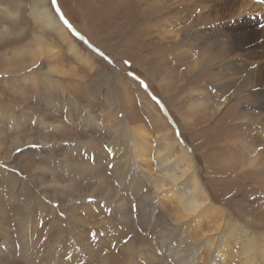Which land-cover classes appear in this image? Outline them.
I'll return each mask as SVG.
<instances>
[{
	"label": "rangeland",
	"instance_id": "rangeland-1",
	"mask_svg": "<svg viewBox=\"0 0 264 264\" xmlns=\"http://www.w3.org/2000/svg\"><path fill=\"white\" fill-rule=\"evenodd\" d=\"M196 1L55 0L53 4V0H45L51 19L55 16L66 31L68 38L62 41L49 25L39 21L36 10L41 8V0H0V56L5 52L37 51L33 34L41 35L48 49L38 60L36 71L28 66L7 73L0 64V264H178L175 254L162 247L165 240L168 242V234L161 227L180 214L175 200H153L149 214L159 215L157 227L150 224L153 220L147 215L149 224L143 223L134 209L136 201L141 205L135 197L141 194L139 188L149 193L159 189L152 186L155 182L166 189L169 186L161 181L164 170L156 162L157 153L162 152L158 136L166 130L161 117L176 144L188 149L190 166L209 193L205 202L212 204L208 220L195 231L201 237L208 222L216 224L215 216L220 221L217 230L212 227L213 259L207 263L205 246L202 249L196 245L192 259L198 261L204 255L200 264H221L216 252L222 247L220 253L226 258L223 264H240L236 229L253 224L246 222L247 217L239 211L264 222V162L234 173L226 169H231L230 156L235 164L249 156L253 143L246 140L264 130L252 125L235 138L239 129L232 128V120L214 126L226 111H233L232 119L251 114L247 104L241 102L238 107L234 103L241 98L238 95L251 97L252 89L248 86L239 90L236 79L245 74L235 73L228 66L232 56L223 50H227L226 43L217 42V35L209 32L221 22L217 24L211 12L207 13L209 8L205 11ZM254 2L252 14L264 11V0ZM67 41L79 56L72 54ZM216 42L223 51L219 60ZM194 55L202 57L203 64L199 63L189 76ZM29 73L40 76L43 93L36 87L37 93L32 91ZM21 77L24 80L16 81L13 90L11 80ZM50 81H57L59 88ZM204 85L212 86L208 87L212 100H204ZM217 95L223 98L217 99L219 103ZM210 106L218 113L214 118L209 115L207 123L208 116L203 113ZM116 113L118 120L113 117ZM38 116L46 124L40 123ZM126 122L130 127L143 128L151 150L146 155L149 168H144L148 171L136 174L128 190L112 171L120 167V176L124 180L128 176L125 155L113 147L115 143L124 153L129 150L131 137ZM244 124L250 125L251 119ZM90 141L94 142L92 150ZM254 146L262 151L264 145L258 142ZM63 157L71 159L79 172L72 173L64 166ZM128 158L132 159L129 171L133 169L131 151ZM190 166L182 163L180 170L190 174ZM99 180H108L109 185L105 182V187L95 190ZM124 207L131 216L121 225ZM25 211H29L28 218ZM20 216L25 218L22 223L28 224L27 238L17 234L15 224ZM70 218L78 219L80 226L74 227ZM157 231L166 238L161 244ZM251 231L256 232L258 240L264 233ZM55 238H60L59 243L48 250L49 256L44 255ZM185 242H175L173 249L181 251ZM250 245L253 254L259 247L254 241Z\"/></svg>",
	"mask_w": 264,
	"mask_h": 264
},
{
	"label": "bare ground",
	"instance_id": "bare-ground-1",
	"mask_svg": "<svg viewBox=\"0 0 264 264\" xmlns=\"http://www.w3.org/2000/svg\"><path fill=\"white\" fill-rule=\"evenodd\" d=\"M43 3H41V8L37 7L36 14L39 15V21L44 22L49 27H51L54 32L57 34L58 39H61L62 41L66 40L67 35L64 27L60 24L58 19L53 16V20L51 19L50 10L45 4V0H41ZM198 3L201 5V8L207 10V13L211 12L212 18L215 21H218L222 23L223 26H220L218 24L214 29L213 32H211V29L209 30L210 33L216 34L218 39L217 42H224L226 43L227 50L223 48L224 51H226L227 55H231L232 59L229 61L230 68L235 71V73L242 74L244 73V77H239L236 79L239 90L241 88H247L248 86L252 89V95L248 94L247 96H240L238 95V101L234 104L237 106L247 104L248 107L252 110L251 114H247V117H244V115H236L233 119L231 118V115L233 111H226L227 115L225 117L219 118L218 122L215 123L214 126H222V123L224 121L232 120V128L233 129H239L237 133L234 135L235 138L243 132V130L246 128V130L249 129V126L252 125H258V127H263L264 130V11H260L259 13L252 14L253 4H255V0L253 2L251 0H197ZM196 1V2H197ZM257 3V1H256ZM38 9H40L38 11ZM6 12V11H5ZM207 17V16H206ZM208 19V17H207ZM211 19V18H209ZM199 20V19H198ZM233 20H236L235 23H232L231 25H226L227 22H231ZM222 21H225L224 23ZM194 28V27H193ZM199 34V33H198ZM196 35V33H195ZM201 36H198L200 38ZM197 38V39H198ZM33 41L38 45V50L36 51H22V52H12L7 53L5 52L3 55L0 56V64H4L3 68L7 70V73L12 72H19L23 70L24 68H27L28 66L34 67V71L38 70V66L35 67L38 64V60L40 57L45 56L48 49L47 45H45V40L41 35H34L33 34ZM215 41V40H214ZM216 42V43H217ZM222 44V43H221ZM50 45V44H48ZM67 45L69 47V50L72 52L73 55L79 56L80 54L76 52L74 45L70 44L67 41ZM221 46V45H220ZM218 46V43L216 45V52H217V60H219L222 57V49ZM27 50V49H26ZM9 54V56H7ZM240 54V55H239ZM194 62L191 63V65L188 67L187 74L189 76L194 74V70L198 68V66L203 64L202 57H199L197 55H194ZM26 62H24V61ZM17 61V62H16ZM85 62V61H84ZM200 63V65H199ZM207 64V63H206ZM204 66V65H203ZM36 68V69H35ZM2 69V68H1ZM0 69V70H1ZM237 71V72H236ZM50 72V70H49ZM24 73H26L24 71ZM28 73V72H27ZM207 73V72H206ZM48 73H44L43 77H45ZM32 75V76H29ZM28 78L31 82L32 91L36 94L37 90L34 89L35 87L40 91V94L43 93L41 90V84L42 80L40 76H37L34 73L27 74ZM183 76H185L183 74ZM223 77V76H222ZM39 78V79H38ZM197 78V77H195ZM19 79V80H16ZM25 79V76H24ZM23 77L21 78H13L11 80L12 89L14 90V84L16 81L24 80ZM202 79V78H201ZM191 82V81H190ZM193 82V81H192ZM195 82V80H194ZM235 83V82H234ZM51 85H56V88L58 89V82L57 81H50ZM6 85V84H5ZM28 86V85H27ZM61 86V85H60ZM206 90H203L202 93L204 94V100H208L209 98L212 100V96H210L211 89L208 87H212L211 85L205 86ZM238 87V86H237ZM30 88V87H28ZM223 89V88H221ZM14 94H16L14 92ZM215 97L217 99H223L222 97ZM245 97V98H244ZM246 99L249 100L245 101ZM214 102V101H213ZM216 102V101H215ZM225 102V100H223ZM221 102L219 106L223 105ZM241 102L243 104H241ZM217 103L218 100H217ZM228 103V102H227ZM78 104V103H77ZM232 104V105H234ZM201 105V104H200ZM151 106V105H150ZM238 106V107H239ZM201 107V106H200ZM207 107V106H206ZM111 108V107H110ZM112 109V108H111ZM148 109V108H147ZM202 109H204L202 107ZM208 109V110H207ZM206 110H204V115L208 116L207 123H209V115H212L214 118L215 113H218L217 111L214 113L213 110H215L213 107H209ZM114 111V109H112ZM149 110V109H148ZM217 110H219V107H217ZM86 112V111H85ZM118 112V111H117ZM203 112V111H202ZM226 112L224 114H226ZM28 114V113H27ZM114 118L117 120L118 113L114 114ZM158 116V115H157ZM199 116V115H198ZM42 117V116H41ZM122 117V116H121ZM39 120L40 123L46 124L45 121L40 118L39 116L36 118ZM160 123H163L164 128L166 130H162V134L158 136L159 143H161V153H157L156 155V162L157 164L161 165V168L164 170L162 173V182H167L169 184L168 189L162 187L158 182H155L152 184L153 187H159V189H151V192H147V190H143L142 188H139L140 195H136L135 197L140 201L141 205H139L138 201H136L135 206V212L137 213V216H140L143 218V223L149 224L147 222L146 215L148 217V220H153L150 222L151 225L156 226V223L158 224V219L160 218L158 213L156 217L153 215H150L149 212L152 211V203L154 199H163L166 202L168 200H175V202L178 205V208L180 209V214L173 215L172 221H167L162 223V228H165L163 231L165 234H168L166 237L168 239V242L165 240L166 238H163L161 236L163 233L157 231V237L159 239L160 244L163 242L162 247L165 249V251L170 252L174 255V259L178 264H200L199 261L204 255H205V261H209L210 259H213V256H211L212 249L214 247V243L212 244V227L217 230L220 226V221L218 219V215L215 216L216 218V224H208L209 227L202 232L201 230V237L198 236V233L195 231V229H201L202 221L205 224L204 220H208V210L210 206H212L211 203L205 204V202H208V190L204 185H202L201 181L197 177V173H195V169L190 166V155L188 152V149L185 147L177 145L175 140L171 137L172 133L169 127L165 124L163 118L161 117ZM204 119V118H203ZM211 119V118H210ZM251 119V124L246 125L244 124V120ZM124 120V119H123ZM123 120L120 121V123H123ZM47 121V120H46ZM127 124V135L128 137H131L130 148L128 151H125L121 149L118 144L113 143V147L118 148L119 150H116L119 152H122L124 154L125 159V167H126V173L127 177L124 180L122 176H120L121 168L120 167H113L112 171H116V179L119 181L121 186L125 189H131V186L133 185L134 176L137 174V176H140L141 173H144L148 170H144V168L148 169L149 167H146L150 164V160H148V157L146 155L150 154L151 150L149 151L147 148L146 138L148 137L147 134L143 133V128L140 125H137L136 127H130L128 122ZM205 124V123H204ZM223 128V127H222ZM228 128V127H227ZM241 129V130H240ZM258 130V129H257ZM240 131V132H239ZM261 132V131H260ZM259 133V132H258ZM119 134V133H118ZM144 134V135H143ZM256 134V133H255ZM259 136H252L251 138H248L246 140L250 143H253L250 149L252 152H248L249 156L243 159H239L243 161L242 163H234L233 157L230 156L231 161L229 162L228 166L231 167L226 169V171H230V173H234L237 169L239 170H247L253 169L257 167L259 163L264 162V146L262 148V151H257L258 147L254 146V143H261V145H264V131L260 133ZM123 135V134H122ZM121 135V137H122ZM125 136V135H123ZM234 138V139H235ZM150 140V139H149ZM172 140V141H171ZM235 141V140H234ZM243 141V140H241ZM239 142V141H238ZM73 143V142H72ZM84 144V142H81ZM90 144L91 150L94 149V142L90 141L88 142ZM236 143V142H235ZM85 148V146H84ZM246 148L248 150L249 147L244 146L243 149ZM131 151L133 153V169L128 171V167L132 165V159L128 158V152ZM178 151L180 154H176ZM250 151V150H249ZM93 153V151H92ZM259 153V154H258ZM261 153V155H260ZM127 154V155H126ZM247 154V155H248ZM161 155V156H160ZM231 155V154H230ZM100 156V155H99ZM120 156V155H119ZM173 156V157H172ZM237 156V155H236ZM116 155L114 154L115 158ZM151 157V156H150ZM97 158V157H96ZM173 158V159H171ZM237 160V158L235 157ZM245 159V160H244ZM63 165L66 166L68 169L73 171H78L79 169H74L73 162L71 159L67 160V157H63ZM188 164L190 166V174H184L180 170L181 164ZM226 164V163H225ZM224 164V165H225ZM119 165V164H118ZM223 165V166H224ZM227 165V164H226ZM222 169V168H221ZM176 172L181 173L180 176H176ZM79 172V171H78ZM151 172V171H150ZM168 172V173H167ZM146 174V173H145ZM142 175V174H141ZM229 175V174H228ZM169 176L171 178H169ZM146 178V177H145ZM149 180V179H148ZM230 181V179H229ZM105 182L109 185L108 180H102L96 182L95 190H99L100 188L105 187ZM147 182V181H145ZM152 182V181H151ZM53 184V183H52ZM56 184V183H55ZM153 190H155L153 192ZM158 191H161L160 194ZM153 192V193H152ZM107 195L109 196L110 193L107 192ZM108 197H105L107 199ZM135 198V199H136ZM34 199V198H33ZM122 203H127L125 199L121 198ZM71 202V201H70ZM73 202V201H72ZM159 202V201H158ZM253 202V201H252ZM96 204V203H95ZM162 204V203H161ZM254 204V202H253ZM38 205V204H37ZM41 206V205H40ZM163 206V205H162ZM114 209V208H113ZM118 210V208H117ZM127 208L124 207L123 211L120 212L124 215V218L121 219V225L123 221L126 222V218L131 214L130 211L126 213ZM2 211V210H1ZM164 211V209H163ZM239 211V210H238ZM7 212V211H6ZM29 211H25L24 214L26 215L25 218H28ZM119 212V211H118ZM241 216L247 217L246 222L252 223L253 225L248 226L246 223L243 225H240L237 227L236 231L238 234V245L240 247V253H239V262L240 264H264V233L262 232V237L260 240L257 239L256 235H254L255 230L257 232L264 231V222L263 220L256 221V219L253 220L252 216L243 213L242 211H239ZM230 213V212H229ZM256 214V213H255ZM258 215H262L261 213H257ZM2 215V214H1ZM213 213L210 211V216H212ZM6 216V215H5ZM76 216V215H75ZM20 220L15 224L17 228V234H19V237L27 238V225L26 223H22L25 218L24 216H20ZM7 218V217H6ZM1 219V218H0ZM72 219V218H70ZM69 219V220H70ZM23 220V221H22ZM73 226H80V221L78 219H72ZM9 223V222H8ZM4 224V221H3ZM2 226V225H1ZM121 227V226H119ZM196 227V228H195ZM114 229L115 226H112ZM3 229V227H2ZM34 230V229H31ZM71 230V229H69ZM115 230V229H114ZM120 228H118V231ZM130 233V231H128ZM200 232V231H199ZM254 232V233H253ZM121 232H119L120 234ZM261 233V232H260ZM121 235V234H120ZM125 235V233H124ZM10 238V237H9ZM130 240V239H129ZM60 238H55L53 241H51V245L47 246V250L43 251L44 255H48V250L54 246L55 244L59 243ZM185 242V246L179 251V248L177 250L173 249L174 243L180 244L182 242ZM253 241L257 244L259 247L258 250L253 251V254L251 252V243ZM193 245L198 246L199 248L203 249V246H205L206 251L205 254L199 257L198 261H194L192 259V256L195 257L192 253L195 251L193 248ZM254 245V244H252ZM118 249V248H117ZM116 249V250H117ZM220 250L222 251V247H219V250L216 252V258L219 257V261L221 264H223L226 261V258L224 255L220 253ZM186 251V252H185ZM185 252V253H184ZM143 255V254H141ZM49 256V255H48ZM144 260H147L146 257L143 255ZM105 261V259H104ZM24 263V262H23ZM208 263V262H207ZM34 264V263H33Z\"/></svg>",
	"mask_w": 264,
	"mask_h": 264
},
{
	"label": "snow or ice",
	"instance_id": "snow-or-ice-1",
	"mask_svg": "<svg viewBox=\"0 0 264 264\" xmlns=\"http://www.w3.org/2000/svg\"><path fill=\"white\" fill-rule=\"evenodd\" d=\"M53 4H55V0H53Z\"/></svg>",
	"mask_w": 264,
	"mask_h": 264
}]
</instances>
